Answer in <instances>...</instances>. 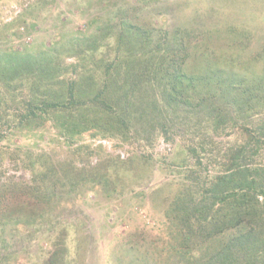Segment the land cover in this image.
<instances>
[{
	"label": "trees",
	"instance_id": "trees-1",
	"mask_svg": "<svg viewBox=\"0 0 264 264\" xmlns=\"http://www.w3.org/2000/svg\"><path fill=\"white\" fill-rule=\"evenodd\" d=\"M141 2L124 0L107 18L95 16L91 31L68 40L58 37L34 53L0 51V165L22 151L21 166L31 174L29 182L0 180V233L9 228L8 233L14 229L22 236L46 210L72 202L60 196L66 191L63 160L35 151V138L42 136L35 132L47 121L66 143L88 130L122 140H138L140 132L167 140L190 134L183 147L189 162L196 158L191 167L198 172L186 176L168 220L180 226L178 244L185 249L180 264H264V171L250 162L248 137L236 147L231 140L216 139L239 128L257 105L264 108V84L238 90L233 75L224 83L225 68L187 71L186 47L196 44V31L145 20L148 11ZM182 32L187 41L177 37ZM70 41L77 59L68 70L50 52ZM201 83L210 86L203 95ZM14 137L26 138V147L11 152L1 144ZM209 150L219 156L212 173L198 160ZM199 168L206 169L204 177ZM65 254V249L49 252L50 263Z\"/></svg>",
	"mask_w": 264,
	"mask_h": 264
},
{
	"label": "rangeland",
	"instance_id": "rangeland-1",
	"mask_svg": "<svg viewBox=\"0 0 264 264\" xmlns=\"http://www.w3.org/2000/svg\"><path fill=\"white\" fill-rule=\"evenodd\" d=\"M140 1L148 11L145 20L171 29L187 26L196 31V44L186 47L190 51L185 63L187 71L199 74L221 67L225 68V84L226 78L233 75V85L238 90L263 87L264 0ZM123 2L0 0V51L34 53L58 37L71 39L72 34L91 31L95 16L107 18L108 12ZM177 37L187 41L184 32ZM70 44L71 41L50 52L53 61L60 60L68 70L77 59L68 48ZM199 88L203 95L210 86L201 83ZM261 130L264 108L257 105L239 128L228 129L216 139L231 140L236 147L248 137L253 155L250 162L264 171ZM35 133L42 134L35 138V151L43 149L63 160L60 174L66 191L60 190V196L72 202L46 210L22 236L14 229L8 233L10 229L4 228L0 248L8 250H1L0 264H51L49 252L57 255L64 249L66 254L56 257L52 264H180L185 251L178 244L182 242L180 226L168 220L179 190L197 171L191 167L196 158L189 162V152L183 147V140L189 139L190 134L167 140L140 132L138 140H122L88 130L76 136L73 143H66L49 121ZM26 143L22 137L1 142L11 152ZM215 154L210 151L204 156L201 152L198 157L201 166L209 164L207 172L219 167V156ZM21 155L22 151H16L10 158L2 159L0 180L8 177L30 181V171L21 166ZM199 169L204 177L206 169ZM221 240L218 235L217 241ZM7 252L8 256H4Z\"/></svg>",
	"mask_w": 264,
	"mask_h": 264
}]
</instances>
